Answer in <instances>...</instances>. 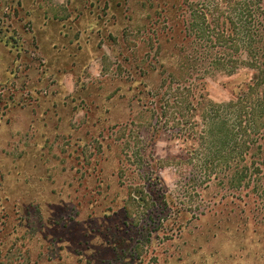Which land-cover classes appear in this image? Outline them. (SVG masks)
Returning <instances> with one entry per match:
<instances>
[{"label": "rangeland", "instance_id": "obj_1", "mask_svg": "<svg viewBox=\"0 0 264 264\" xmlns=\"http://www.w3.org/2000/svg\"><path fill=\"white\" fill-rule=\"evenodd\" d=\"M182 1L0 0V264H264V196L202 188L192 143L142 105L176 64Z\"/></svg>", "mask_w": 264, "mask_h": 264}, {"label": "trees", "instance_id": "obj_2", "mask_svg": "<svg viewBox=\"0 0 264 264\" xmlns=\"http://www.w3.org/2000/svg\"><path fill=\"white\" fill-rule=\"evenodd\" d=\"M181 3L183 34L179 40L169 39L173 42L168 56L176 64L170 74H156L158 82L147 92L149 103L142 105L156 117V134L163 129L174 139L192 143L187 159L197 164L186 168L192 180L204 183L202 188L223 180L231 192L247 189L264 196L258 175L264 170V0ZM175 6L177 0H172L170 9L177 12ZM242 69L250 71V80L229 100L217 103L202 95L196 99L200 80ZM198 186H188L186 193H197ZM132 187L129 198L137 204L140 185Z\"/></svg>", "mask_w": 264, "mask_h": 264}]
</instances>
